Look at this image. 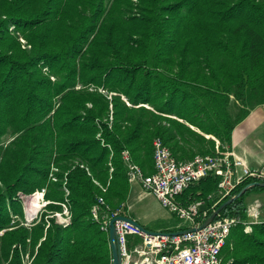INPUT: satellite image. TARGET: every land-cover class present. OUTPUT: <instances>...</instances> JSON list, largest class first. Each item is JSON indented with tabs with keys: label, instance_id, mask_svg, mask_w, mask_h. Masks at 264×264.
<instances>
[{
	"label": "trees",
	"instance_id": "trees-1",
	"mask_svg": "<svg viewBox=\"0 0 264 264\" xmlns=\"http://www.w3.org/2000/svg\"><path fill=\"white\" fill-rule=\"evenodd\" d=\"M262 105L264 0H0V264L28 253L32 264H112L92 208L103 196L126 212L124 153L151 175L157 138L179 161L215 155L218 141L232 150L234 130ZM219 181L210 174L186 194L211 207ZM38 189L50 202L26 226L23 197ZM254 190L264 187L216 220H247ZM62 203L66 227L46 218ZM222 256L264 264V221L252 233L236 226Z\"/></svg>",
	"mask_w": 264,
	"mask_h": 264
},
{
	"label": "built area",
	"instance_id": "built-area-1",
	"mask_svg": "<svg viewBox=\"0 0 264 264\" xmlns=\"http://www.w3.org/2000/svg\"><path fill=\"white\" fill-rule=\"evenodd\" d=\"M219 145L218 141V151L215 155H197L193 159L179 161L163 139L157 138L154 141L155 172L151 175H146L139 165L130 161L129 153H124L126 161L129 162L130 183L140 184L145 191L154 195L165 209L190 224L189 227L181 226L177 231L198 228L204 223L203 219L211 208L224 199L235 196L233 192L242 183L252 178L264 180L262 171L250 167L246 159L237 156L233 150L220 151ZM210 174L220 178L218 200L211 207L205 198H195L193 195L186 194L193 184ZM54 180L57 181V178ZM37 191L42 195L41 200H44V204L41 205L43 208L50 202L45 198L46 189ZM31 196L23 197L26 208V222L23 224L27 226L30 225L29 221L39 220V212L32 214L27 209L26 201L34 199ZM62 205V211L55 212L46 218H57V222L66 227L71 223L72 212L69 205L66 203ZM105 209L109 212L103 214ZM92 215L95 221L100 222L101 229L108 234L110 221L113 218L127 216L124 204L116 210H111L103 196L98 198L92 208ZM260 217V207L256 204L249 208L247 220L215 219L204 228L177 235L170 234L176 231H158L159 234L150 235L130 222L117 220L115 226L122 264H252L238 263L233 258L225 261L222 250L236 226L243 224L245 231L252 233L253 226L260 222ZM49 226L48 221L47 227ZM132 243L133 246H131ZM34 258L35 256L26 254L24 264H32Z\"/></svg>",
	"mask_w": 264,
	"mask_h": 264
},
{
	"label": "rangeland",
	"instance_id": "rangeland-1",
	"mask_svg": "<svg viewBox=\"0 0 264 264\" xmlns=\"http://www.w3.org/2000/svg\"><path fill=\"white\" fill-rule=\"evenodd\" d=\"M138 187L139 186H137V184H133L132 186V192L130 193L132 213H130V215L134 216L139 221V223L143 225L146 229L150 231L167 232L170 231V229L172 228H175L177 226L179 227L180 225L185 227L190 226V224L186 223L184 220L178 218L169 210L165 209L154 195L142 191ZM37 193L40 192L36 191L35 193L31 194V197H33V195ZM246 201L248 208L259 204L260 211L262 213V216L260 217V222L264 221V190H254L249 192ZM31 202L32 201H26V206L27 209L31 211L30 213L35 214L39 212V220L34 219L28 222L30 225H33L34 223L40 221V218L42 217L47 205L41 208V205L44 204V200H40L39 204L34 201L35 205L33 206V209H31L29 206L32 204Z\"/></svg>",
	"mask_w": 264,
	"mask_h": 264
},
{
	"label": "crops",
	"instance_id": "crops-1",
	"mask_svg": "<svg viewBox=\"0 0 264 264\" xmlns=\"http://www.w3.org/2000/svg\"><path fill=\"white\" fill-rule=\"evenodd\" d=\"M232 150L237 156L246 159L250 167L262 171L264 175V105L254 109L250 115L236 127L233 133ZM137 186H139L138 188L142 191H145L140 184H137ZM130 213H132V210L129 196L126 214L138 221L134 216H131ZM181 226L182 225L172 228L170 231H177Z\"/></svg>",
	"mask_w": 264,
	"mask_h": 264
},
{
	"label": "water",
	"instance_id": "water-1",
	"mask_svg": "<svg viewBox=\"0 0 264 264\" xmlns=\"http://www.w3.org/2000/svg\"><path fill=\"white\" fill-rule=\"evenodd\" d=\"M262 186L264 187V183H251L249 185H247L240 193L236 194L235 196H233L232 198H230L229 200H227L226 202H224L220 207H218L213 214L200 226V227H192L188 230H184V231H176V232H171L170 234H182L185 232H193L196 231L198 229L204 228L206 227L208 224H210L212 221H214L216 219V217L220 214V212L230 203H232L233 201H235L236 199H238L239 197H241L244 193H246L251 187L253 186ZM117 220H123L126 222H130L131 224L139 227L143 232H146L150 235H155V234H159L160 232L158 231H150L148 229H146L143 225H141L138 221H136L135 219L129 217V216H118L113 218L110 221V230H109V238H110V243H111V247H112V254H113V264H122V255L120 252V248H119V244H118V236H117V230H116V226L115 223Z\"/></svg>",
	"mask_w": 264,
	"mask_h": 264
},
{
	"label": "bare ground",
	"instance_id": "bare-ground-1",
	"mask_svg": "<svg viewBox=\"0 0 264 264\" xmlns=\"http://www.w3.org/2000/svg\"><path fill=\"white\" fill-rule=\"evenodd\" d=\"M33 201L30 203L31 205H29L30 206V208L31 209H33V206L35 205V202H37V204H39V201L41 200V198H42V195L40 194V193H37V194H35L34 196H33ZM35 201V202H34ZM36 207V206H35Z\"/></svg>",
	"mask_w": 264,
	"mask_h": 264
}]
</instances>
